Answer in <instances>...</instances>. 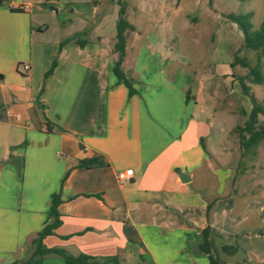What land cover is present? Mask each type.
Wrapping results in <instances>:
<instances>
[{
  "label": "crops",
  "instance_id": "0c3cea01",
  "mask_svg": "<svg viewBox=\"0 0 264 264\" xmlns=\"http://www.w3.org/2000/svg\"><path fill=\"white\" fill-rule=\"evenodd\" d=\"M126 1L132 97L114 73L117 0H0V264L32 255L59 192L47 248L100 264H210L198 247L210 225L218 262L264 264L263 179L240 168L239 125L205 87L229 42L207 58L202 0ZM80 34L84 47L70 40ZM94 157L108 165L78 167Z\"/></svg>",
  "mask_w": 264,
  "mask_h": 264
},
{
  "label": "trees",
  "instance_id": "16d2710c",
  "mask_svg": "<svg viewBox=\"0 0 264 264\" xmlns=\"http://www.w3.org/2000/svg\"><path fill=\"white\" fill-rule=\"evenodd\" d=\"M115 1V0H112ZM210 3L212 0H209ZM118 5L121 9V15L117 23V36L116 43L114 46V52L118 55L117 60L114 64V73L118 78V82L124 83L129 89V96L132 97L136 94V90L133 87V80L126 76L122 70V64L126 56V32L133 31L134 27L127 21L124 16L126 11L123 0H117ZM252 12L247 13H230L226 15V18L235 24L237 28L241 31L244 39V48L250 51L258 53V62L255 66H250L249 60L247 58H240L238 55L234 56V60L231 63V68L237 65H242L249 69V72L245 76L237 78V81L242 89L244 95L248 96L253 105L250 114L248 115V121L244 126H237L235 133L238 135L241 147L244 153L250 152L252 149L257 147L262 141H264V124H259L260 115L264 116V106L261 105L256 97L251 93V88L247 82L254 85L264 84V72L262 68L261 58L264 57V20L261 23L259 29H254ZM80 34L70 40H75L81 47L86 45V42L81 41ZM68 40V41H70ZM67 41V42H68ZM62 43L63 46L65 43ZM61 46V47H62ZM57 66V62L54 61L51 69L46 74V77L53 73ZM108 163L104 158L94 157L92 159L80 160L78 167L82 168H94V167H104ZM69 172L65 175L63 183L68 177ZM62 203L61 192L55 193L51 197L50 211H49V222L44 226V228L38 232L37 237L32 241L34 245V251L32 255L24 261H18L14 264H38L42 259L50 256H59L64 259L65 264H100L94 261L93 258L80 255L74 257L70 255L65 249L62 248H47L44 245V239L49 236L56 235V230L62 224L61 215L58 212V207ZM211 205L208 206V217ZM211 227L208 225L200 234V243L198 244L199 250L206 254L209 258L210 264H221L218 262L211 253L209 238L211 236ZM69 237H62V239H68Z\"/></svg>",
  "mask_w": 264,
  "mask_h": 264
},
{
  "label": "rangeland",
  "instance_id": "374dc122",
  "mask_svg": "<svg viewBox=\"0 0 264 264\" xmlns=\"http://www.w3.org/2000/svg\"><path fill=\"white\" fill-rule=\"evenodd\" d=\"M126 0H123V3ZM252 12L254 29H259L264 20V0H202V7L198 14L201 16V26L207 30L206 52L209 58L211 51L219 47V39L229 43L217 50L214 59L220 61L222 65V75L206 81L205 87L210 90L212 102L215 105L228 113L233 112V123L239 126H244L248 121V115L253 107L248 96L244 95L237 81L238 77L245 76L249 69L242 65H237L228 70L229 62H233L234 56L247 58L250 66H255L258 62V53L244 48V39L241 31L235 24L230 22L226 15L230 13L240 14ZM221 27L220 33L214 32V29ZM262 68L264 72V57L261 58ZM228 72V75L226 74ZM251 88V93L256 97L257 101L264 106V84L254 85L247 82ZM216 90V93H214ZM259 124H264V116L260 115ZM237 139L236 146L239 154L243 152L240 140L237 134H234ZM240 168L250 170V176L253 181L264 183V141L257 147L246 153L244 159L240 160Z\"/></svg>",
  "mask_w": 264,
  "mask_h": 264
},
{
  "label": "built area",
  "instance_id": "2783aa9c",
  "mask_svg": "<svg viewBox=\"0 0 264 264\" xmlns=\"http://www.w3.org/2000/svg\"><path fill=\"white\" fill-rule=\"evenodd\" d=\"M30 69L29 64H20L18 66V70L21 73H26ZM134 177V170L133 169H127L125 171H122L118 174V180L120 183L124 184L126 182H130Z\"/></svg>",
  "mask_w": 264,
  "mask_h": 264
},
{
  "label": "water",
  "instance_id": "95a60500",
  "mask_svg": "<svg viewBox=\"0 0 264 264\" xmlns=\"http://www.w3.org/2000/svg\"><path fill=\"white\" fill-rule=\"evenodd\" d=\"M180 179H181V181L182 182H184V183H187V182H189V177L187 176V175H185V174H180Z\"/></svg>",
  "mask_w": 264,
  "mask_h": 264
}]
</instances>
